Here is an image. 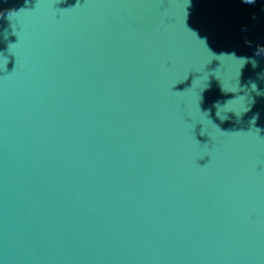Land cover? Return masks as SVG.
I'll use <instances>...</instances> for the list:
<instances>
[{
	"label": "water",
	"instance_id": "water-1",
	"mask_svg": "<svg viewBox=\"0 0 264 264\" xmlns=\"http://www.w3.org/2000/svg\"><path fill=\"white\" fill-rule=\"evenodd\" d=\"M0 264H264V0H0Z\"/></svg>",
	"mask_w": 264,
	"mask_h": 264
}]
</instances>
